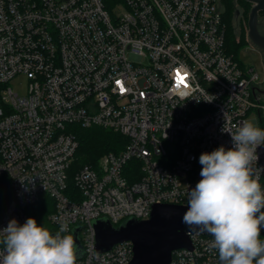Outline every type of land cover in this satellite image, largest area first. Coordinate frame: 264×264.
Returning <instances> with one entry per match:
<instances>
[{
	"label": "built area",
	"instance_id": "2783aa9c",
	"mask_svg": "<svg viewBox=\"0 0 264 264\" xmlns=\"http://www.w3.org/2000/svg\"><path fill=\"white\" fill-rule=\"evenodd\" d=\"M224 15V0H0V176L12 194L0 229L25 223L48 197L50 232L66 224L61 235L75 239L80 229L76 264H130V242L96 250L93 223L188 206L200 155L232 148L227 131L245 121L264 130V82L227 51ZM21 74L25 95L8 87ZM76 128L128 143L73 174ZM257 153L264 191V145ZM184 232L192 249L174 251L170 264H220L212 235Z\"/></svg>",
	"mask_w": 264,
	"mask_h": 264
},
{
	"label": "clouds",
	"instance_id": "9594fccd",
	"mask_svg": "<svg viewBox=\"0 0 264 264\" xmlns=\"http://www.w3.org/2000/svg\"><path fill=\"white\" fill-rule=\"evenodd\" d=\"M227 132L232 148L199 157L202 179L188 193L182 223L214 237L210 247L218 250L220 264H264V191L253 170L264 130L245 121ZM66 231L61 224L53 235L35 218L23 224L13 218L0 229V264H76L77 246L72 235H61Z\"/></svg>",
	"mask_w": 264,
	"mask_h": 264
},
{
	"label": "water",
	"instance_id": "95a60500",
	"mask_svg": "<svg viewBox=\"0 0 264 264\" xmlns=\"http://www.w3.org/2000/svg\"><path fill=\"white\" fill-rule=\"evenodd\" d=\"M244 1L252 5L248 20V38L259 50L264 51V35L259 31L258 19L259 14L264 11V0ZM238 14L237 11L235 16ZM260 92L264 93V91ZM186 211L187 206L154 205L148 220L130 218L119 226H113L107 218H100L93 223L96 250L105 252L117 244L130 242L133 246V258L130 264H170L174 251L192 249V243L184 232V223H182ZM79 230L77 228L74 232L76 236L74 241L78 250L77 259L82 257L81 244L77 238Z\"/></svg>",
	"mask_w": 264,
	"mask_h": 264
},
{
	"label": "trees",
	"instance_id": "16d2710c",
	"mask_svg": "<svg viewBox=\"0 0 264 264\" xmlns=\"http://www.w3.org/2000/svg\"><path fill=\"white\" fill-rule=\"evenodd\" d=\"M226 1V2H225ZM229 0H224L225 3V22L227 23L226 46L227 51L238 58V49L241 44H244L243 39L237 40L238 36L235 31V25L231 19V11L227 8L226 3ZM76 137L79 142V148L76 153V159L73 165V174L79 168L88 165L94 168L98 167L100 158L110 152L118 153L122 151L128 139L118 133L100 128L82 129L76 128ZM12 198L10 192L9 179L6 176H0V213L4 211L7 204ZM54 210V204L48 197L43 198L38 204L28 208L29 217L35 218L38 224H41L47 229H51L48 223V215Z\"/></svg>",
	"mask_w": 264,
	"mask_h": 264
},
{
	"label": "rangeland",
	"instance_id": "374dc122",
	"mask_svg": "<svg viewBox=\"0 0 264 264\" xmlns=\"http://www.w3.org/2000/svg\"><path fill=\"white\" fill-rule=\"evenodd\" d=\"M226 2V1H225ZM227 8L231 11V19L233 25H235V31L237 33L239 41L243 39V43L238 49V58L246 67L254 68L259 75L260 81L264 82V51L259 50L248 38V20L252 5L244 0H229L226 3ZM117 12H123V6L119 5ZM116 8H114V11ZM239 12L235 16L236 12ZM259 31L264 33V11L259 14ZM28 81L26 76L21 74L16 76L11 82L8 83V87L15 93L25 95L27 92ZM249 118H258L257 115L252 112L248 115Z\"/></svg>",
	"mask_w": 264,
	"mask_h": 264
},
{
	"label": "flooded vegetation",
	"instance_id": "af4514ba",
	"mask_svg": "<svg viewBox=\"0 0 264 264\" xmlns=\"http://www.w3.org/2000/svg\"><path fill=\"white\" fill-rule=\"evenodd\" d=\"M262 35H264V33H262ZM263 51V50H262Z\"/></svg>",
	"mask_w": 264,
	"mask_h": 264
}]
</instances>
